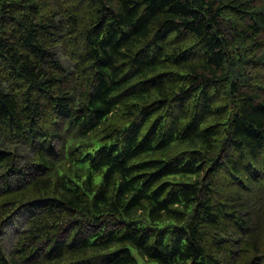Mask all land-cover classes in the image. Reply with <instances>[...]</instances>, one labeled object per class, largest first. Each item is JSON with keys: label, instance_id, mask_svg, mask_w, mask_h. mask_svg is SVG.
Listing matches in <instances>:
<instances>
[{"label": "trees", "instance_id": "1", "mask_svg": "<svg viewBox=\"0 0 264 264\" xmlns=\"http://www.w3.org/2000/svg\"><path fill=\"white\" fill-rule=\"evenodd\" d=\"M0 264H264V0H0Z\"/></svg>", "mask_w": 264, "mask_h": 264}, {"label": "rangeland", "instance_id": "2", "mask_svg": "<svg viewBox=\"0 0 264 264\" xmlns=\"http://www.w3.org/2000/svg\"><path fill=\"white\" fill-rule=\"evenodd\" d=\"M62 60L67 65V60L64 56L62 57ZM25 220L26 215L22 214L18 219H16L13 223L8 226V229L4 234V246L7 250H10L12 248L17 236V232L21 231L25 226Z\"/></svg>", "mask_w": 264, "mask_h": 264}]
</instances>
